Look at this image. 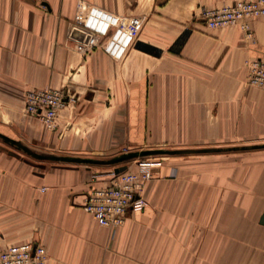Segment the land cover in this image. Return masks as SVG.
Masks as SVG:
<instances>
[{"label":"crops","instance_id":"1","mask_svg":"<svg viewBox=\"0 0 264 264\" xmlns=\"http://www.w3.org/2000/svg\"><path fill=\"white\" fill-rule=\"evenodd\" d=\"M234 1L0 0V124L38 154L0 147V245L39 242L47 264H264V88L247 81L264 15L251 35L200 18ZM46 87L74 97L35 130L24 95ZM142 148L167 155L146 205L99 225L81 206L110 182L99 160Z\"/></svg>","mask_w":264,"mask_h":264},{"label":"built area","instance_id":"2","mask_svg":"<svg viewBox=\"0 0 264 264\" xmlns=\"http://www.w3.org/2000/svg\"><path fill=\"white\" fill-rule=\"evenodd\" d=\"M264 15V0H236L232 4L203 9L200 18L207 27L240 24L251 35L249 21ZM247 81L250 85L264 88V59L255 57L249 62ZM71 88L46 87L28 90L24 95V112L41 120L48 129L55 127L59 111L73 99ZM135 168L106 174L110 182L101 187L90 188L84 195L82 207L97 223L105 227L121 225L129 210L136 211L146 205L142 191L153 177L159 161L134 160ZM117 168V167H116ZM100 174H93L96 179ZM0 264H47V254L39 242L29 241L0 245Z\"/></svg>","mask_w":264,"mask_h":264},{"label":"rangeland","instance_id":"3","mask_svg":"<svg viewBox=\"0 0 264 264\" xmlns=\"http://www.w3.org/2000/svg\"><path fill=\"white\" fill-rule=\"evenodd\" d=\"M57 88H63V87H57ZM23 102H24V99H23ZM22 111H23V114L26 117H28L29 119H31V122L35 124L34 125L35 130L36 129L37 130L38 129L52 130V129H48L41 120L36 119L35 117H31V116L27 115L24 112L23 107H22ZM57 117H58V115H57ZM55 125H56V123H55ZM8 132H9V130L7 129V127L6 126L3 127L0 124V147H2V148H10L11 150L14 151V153L17 156L20 155V157H22V159L24 158V159H27V160H30V161L34 158V156H38V154L33 153L35 151L34 147H33V142H34L33 138L11 137L8 134ZM145 150L146 151H148V150H152V151L155 150L156 151V150H159V148L132 149L130 151H126L125 150L122 153H119L116 157L117 158L118 157H122V156L127 157L128 155L130 156V154H133V156H134L135 154L138 153V155H136L134 157L131 156V157L121 161V162L127 163L131 167L132 165L133 166L135 165L134 160L142 161V160H146L147 159V160H150V161L162 162L164 157L167 156L165 151H163V150H160V152H158V153L157 152H153V153H150V154H145V155H141L140 154L139 155V153H141V152H143ZM112 159L113 158H108V159H104V160L100 159L99 160V164H101L102 167H100L101 171H99V172H110L113 169L112 166H114V163L116 162V161H114ZM124 165H126V164H124Z\"/></svg>","mask_w":264,"mask_h":264},{"label":"water","instance_id":"4","mask_svg":"<svg viewBox=\"0 0 264 264\" xmlns=\"http://www.w3.org/2000/svg\"><path fill=\"white\" fill-rule=\"evenodd\" d=\"M153 152H160V149L159 150H154V151H152V150H148V151H143V152H141V153H139V155L141 154V155H145V154H150V153H153ZM136 155H138V153L137 154H135L134 156H136ZM131 156H133V154H130V156L128 155L127 157H125V156H122V157H118L115 161L116 162H120V161H122V160H125V159H127V158H129V157H131ZM133 156V157H134ZM63 160H65V161H69V160H71L70 158H68V157H64V159ZM90 161V160H89ZM126 169V166L125 165H122V166H119V167H117V168H115V172H120V171H123V170H125ZM260 222L262 223V224H264V213L262 214V216H261V218H260Z\"/></svg>","mask_w":264,"mask_h":264}]
</instances>
